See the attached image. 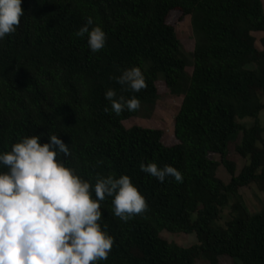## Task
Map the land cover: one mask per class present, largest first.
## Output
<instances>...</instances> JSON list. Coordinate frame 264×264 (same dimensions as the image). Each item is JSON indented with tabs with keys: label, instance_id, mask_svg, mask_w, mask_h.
Masks as SVG:
<instances>
[{
	"label": "trees",
	"instance_id": "16d2710c",
	"mask_svg": "<svg viewBox=\"0 0 264 264\" xmlns=\"http://www.w3.org/2000/svg\"><path fill=\"white\" fill-rule=\"evenodd\" d=\"M22 8L17 31L0 41V151L41 133L46 143L54 132L70 146L64 162L83 179L126 174L148 204L123 222L111 198L101 202L100 224L114 245L100 264H264V205L252 212L241 194L244 187L264 192L263 1L22 0ZM88 17L106 33L96 53L74 35ZM186 18L191 48L175 27ZM254 32L262 33L259 47ZM133 66L145 76L140 92L116 80ZM109 88L141 107L105 112ZM163 88L181 97L178 106L165 102ZM158 106L173 108L169 136L125 125L159 120ZM141 162L171 165L183 182L161 183ZM220 166L227 182L217 176ZM164 231L196 240L182 246Z\"/></svg>",
	"mask_w": 264,
	"mask_h": 264
},
{
	"label": "clouds",
	"instance_id": "9594fccd",
	"mask_svg": "<svg viewBox=\"0 0 264 264\" xmlns=\"http://www.w3.org/2000/svg\"><path fill=\"white\" fill-rule=\"evenodd\" d=\"M24 12L22 0H0V41L17 31ZM74 35L86 37L92 53L105 47L106 33L91 17ZM116 80L133 92L147 86L137 66ZM104 98L105 112L117 116L141 107L137 97H117L111 88ZM43 135L21 137L10 151H0V169H6L0 170V264H100L114 245L100 224L101 202L111 198L112 214L127 222L147 210V201L126 174L98 175L94 184L83 179L64 162L72 155L69 144L51 131L41 143ZM139 168L161 183L168 177L183 182L171 165L141 162Z\"/></svg>",
	"mask_w": 264,
	"mask_h": 264
},
{
	"label": "rangeland",
	"instance_id": "374dc122",
	"mask_svg": "<svg viewBox=\"0 0 264 264\" xmlns=\"http://www.w3.org/2000/svg\"><path fill=\"white\" fill-rule=\"evenodd\" d=\"M263 1V7H264V0ZM175 27L178 30L180 40L184 43V45L187 48H191V40L189 39V36L191 34L190 26H189V20L186 18L181 22H178ZM253 36L255 37V44L257 47H259V39L262 36V33L257 32L253 33ZM162 93H165L163 95L165 97V102L169 105L178 106L181 102V97H173L169 94H167V90L165 88L162 89ZM170 107H163L158 106L157 107V114L159 116V120H151V119H141V118H132L130 120H127L125 122L126 126L131 125H140L145 127H151V128H160L163 129L167 136H169V133H171L172 130V118H173V108ZM231 151V157L236 160L238 169L241 168L243 164V159L234 151L233 145L230 147ZM217 176L224 180L225 182L228 181L229 175L224 169L223 166L219 167V171L217 172ZM241 194L244 198V201L250 211H256L260 209L264 205V192H259L258 190H253L249 187H244L241 190ZM228 208H225L222 213V219L220 222L224 221V219L227 217ZM162 236L166 238L168 241H174L182 246H189L195 242V236L193 234H172L169 232H162ZM196 264H206V262L199 260L196 261ZM220 264H229L228 261L223 260L220 261Z\"/></svg>",
	"mask_w": 264,
	"mask_h": 264
}]
</instances>
